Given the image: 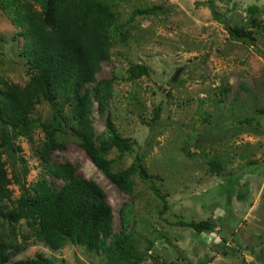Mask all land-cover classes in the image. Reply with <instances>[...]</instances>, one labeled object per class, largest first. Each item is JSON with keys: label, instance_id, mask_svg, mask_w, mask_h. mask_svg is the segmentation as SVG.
I'll return each mask as SVG.
<instances>
[{"label": "rangeland", "instance_id": "374dc122", "mask_svg": "<svg viewBox=\"0 0 264 264\" xmlns=\"http://www.w3.org/2000/svg\"><path fill=\"white\" fill-rule=\"evenodd\" d=\"M209 5L232 27L249 30L253 47L230 37ZM138 8L146 12L130 18ZM115 11L129 37L112 48L96 78L109 77L114 67L123 74L133 63L145 64L149 75L115 84L104 112H98L94 104L93 141L99 146L96 136L110 113L119 134L136 141L123 154L115 148L108 151L111 170H123L136 153L143 155V166L155 175L152 180L168 208L160 213L162 202L150 189V178L142 180L134 174L132 190H119L69 133H55L59 146L51 151L52 160L73 163L77 174L103 190L112 209L113 233L120 230L118 209L123 202L133 201L127 231L141 257L138 264H264V165L259 164L264 159V114L257 112L264 106V59L256 51L264 50V0H117ZM15 31L0 9V74L20 89L28 79V69L18 55L22 39H13ZM92 84L85 86L90 89ZM159 104V118L151 126ZM63 113L67 114L66 105ZM52 114L51 105L41 102L32 116L39 123L51 121ZM245 117L253 120L247 123ZM44 139V131L37 127L31 137L13 139L19 146L13 158L4 154L8 174H19L25 186L41 174L36 147ZM186 141L189 147L184 151ZM209 160L217 161L222 170L210 171ZM251 166L254 169L247 171ZM232 175L239 177L233 194L240 187L248 193L243 200L233 196L227 204V178ZM11 188L14 199L19 186L14 182ZM5 203L11 206L10 201H0ZM217 217L219 222L209 232L174 224ZM13 225L14 235L7 238L12 237L20 251L5 264L38 252L51 264H107L103 250L69 239L54 250L35 237L29 220ZM11 226L0 219V236L5 237Z\"/></svg>", "mask_w": 264, "mask_h": 264}, {"label": "trees", "instance_id": "16d2710c", "mask_svg": "<svg viewBox=\"0 0 264 264\" xmlns=\"http://www.w3.org/2000/svg\"><path fill=\"white\" fill-rule=\"evenodd\" d=\"M117 0H0V9L17 29L13 39L20 37L19 57L27 64L28 79L20 88H15L0 74V219L12 225L5 237L0 236V264L20 251V245L8 235H14V225L21 219L29 220L35 237L51 249L62 248L67 239L87 248L100 249L107 253V264H138L132 233L127 231L132 219L133 201L123 202L118 209L120 230L112 232V209L104 200L103 190L92 180L76 173V167L69 161L57 162L51 158V151L59 145L55 142L57 131L76 137L88 158L122 192L132 190L130 177L137 174L142 180L150 178V189L162 202L160 213L168 204L164 195L152 180L155 175L147 173L143 166V155L136 153L125 169L111 170L106 154L111 148L120 154L131 151L136 141L119 134L110 113L105 116V127L96 136L99 146L93 141L95 132L91 115L107 108L114 94V85L149 75L145 64H130L123 74L112 68L111 75L96 78L100 64L109 59L112 48L125 41L129 33L117 22L115 7ZM211 13L222 23L228 35L250 47L254 38L249 30L239 31L232 27L226 17L209 5ZM248 10L255 11L253 7ZM146 9H134V15ZM264 59V50H256ZM93 83L91 88L86 84ZM47 102L52 108V119L37 122L32 116L35 107ZM64 105L67 114L63 113ZM160 104L154 109L149 125L159 118ZM264 114L263 108L257 111ZM252 117L243 121L250 123ZM41 127L45 139L36 147L40 159L41 174L28 186L22 183L19 174H8L4 154L14 157L19 146L13 144L18 137H31L33 130ZM191 137L189 138V142ZM185 142L183 150L189 147ZM249 164L255 165V161ZM264 165V159L261 163ZM212 172L222 167L215 160H209ZM252 171L254 166L248 167ZM27 172L23 167V173ZM57 179L61 183L57 182ZM238 176L227 178V204L233 196L237 200L246 198L248 189L240 187L233 194V185ZM17 183L19 195L13 199L11 184ZM220 217L201 221L178 220L174 224L191 228L196 232L213 231ZM233 233V232H232ZM229 255L226 250H219ZM14 264H51L38 252L34 257L21 259ZM200 264H207L201 261Z\"/></svg>", "mask_w": 264, "mask_h": 264}]
</instances>
